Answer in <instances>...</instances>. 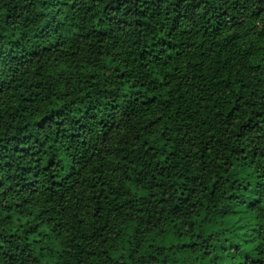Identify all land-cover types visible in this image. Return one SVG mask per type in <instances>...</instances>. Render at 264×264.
Instances as JSON below:
<instances>
[{
	"label": "trees",
	"instance_id": "obj_1",
	"mask_svg": "<svg viewBox=\"0 0 264 264\" xmlns=\"http://www.w3.org/2000/svg\"><path fill=\"white\" fill-rule=\"evenodd\" d=\"M0 264H264V0H0Z\"/></svg>",
	"mask_w": 264,
	"mask_h": 264
}]
</instances>
